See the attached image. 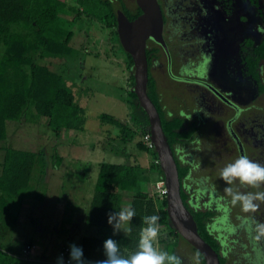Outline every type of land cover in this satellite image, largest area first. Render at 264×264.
Segmentation results:
<instances>
[{"label": "rangeland", "instance_id": "rangeland-1", "mask_svg": "<svg viewBox=\"0 0 264 264\" xmlns=\"http://www.w3.org/2000/svg\"><path fill=\"white\" fill-rule=\"evenodd\" d=\"M123 1L130 10H134L135 0ZM179 1L181 0H169L167 4L169 7L178 6ZM210 1L211 20L219 33L222 54L226 55V59L218 62L217 68L214 67L215 71L218 70L214 78L220 88L228 90L232 102L247 107L253 104L252 98L257 86L246 75L240 60L243 50L249 51V48L244 47L245 42L250 40L255 44L264 36V0H256V3L249 0ZM63 17L72 22V52L66 56L45 55L41 64L60 74L72 88L76 102L85 110L84 131L55 133L46 126L44 118L34 123L9 122L7 139L0 143V148L41 152V161L33 169L29 189L14 202L8 213L0 216V250L13 255H24L25 246L29 245L30 259L45 258L50 262H56L61 248H69L73 243L79 246L83 236L95 234L94 228L85 227L84 219L99 163L139 166L140 179L143 181L140 187L153 193L155 199H159L155 192L156 183L161 182L156 171L150 168L158 160L151 158L145 150L144 137L147 132L137 131L130 141L124 143L118 128L108 124L101 125L99 122V115L107 114L134 129L128 121L131 108L125 102L131 91L130 76L133 74V67L128 69L125 51L120 48L112 32L82 13L77 15L68 12ZM156 64L151 71L165 110L170 113L192 111L194 106L189 102V93L183 86L172 83L162 70L164 56ZM196 68H199L201 78L208 73L205 64L202 66L200 63L192 70ZM261 76L264 84V65ZM237 86L240 89H236ZM257 104L259 108L264 107V94ZM215 145L216 157L221 159L222 151L217 150ZM205 148L202 150V157L200 155L201 161L209 153ZM54 154L60 161L53 157ZM213 165L206 163L200 166V170H203L200 174L212 177L213 180L218 178L219 172L211 173ZM193 179L190 181L191 187L185 189L189 197L198 188L202 187L206 191L196 199L191 198V204L204 205L209 202L212 208L217 209L218 204H225L224 201H227L233 207L229 212L227 206L225 215L213 227L214 234L222 241V250L229 251L226 254L228 264H264V232L261 231V226H264V201H254L257 205L255 211L245 212L239 203L233 205L231 196L225 192L226 187H231L233 191L249 193V189L238 182L232 185L217 183V190H222L216 196L224 198L218 201L215 195L210 197L209 185L202 183L195 186ZM131 199L132 193H123L121 210L130 206ZM218 213L223 214L222 210ZM155 246L158 250L165 251V243L159 246L156 242ZM177 252L183 264H194L196 254L186 242L180 241Z\"/></svg>", "mask_w": 264, "mask_h": 264}, {"label": "trees", "instance_id": "trees-1", "mask_svg": "<svg viewBox=\"0 0 264 264\" xmlns=\"http://www.w3.org/2000/svg\"><path fill=\"white\" fill-rule=\"evenodd\" d=\"M72 1L0 0V143L7 139L9 122L34 123L44 118L46 126L55 133L84 131L85 110L76 102L72 88L60 74L41 64L45 55L66 56L72 52L70 45L73 38L72 22L67 21L63 17L64 14L82 13L100 23L113 33L121 49L116 31L117 10L123 12L129 21H133L141 14L136 5L134 10H130L123 0ZM246 45L251 49L244 56L246 75L256 83L259 93H264V84L260 80L259 73V64L264 62V38L255 46H252L250 41H247ZM124 54L127 58V67L130 69L133 67L132 59L127 53ZM159 56L158 46L147 45V95L158 111L162 130L174 155L181 185V199L192 214L199 236L218 254L220 264H228V258L221 250L222 241L210 229L217 213L213 210L191 208L189 195L183 188L191 166L178 159L176 150L191 143L198 133L199 126L196 121L188 118V114L181 111L170 113L165 110L151 71L153 61L158 60ZM130 79L131 91L128 92L125 102L131 108L128 121L134 129L110 115H99L101 125L108 124L120 130L121 141L124 143L130 141L137 131L149 132L147 115L139 106L137 97L132 91L133 74ZM0 149L1 216L8 213L14 202L29 189L32 172L38 165L41 152L9 147ZM145 150L151 158L158 160L153 148L146 147ZM53 157L60 161L56 154ZM150 168L156 171L159 181H164L159 162L156 165L152 164ZM140 169L135 164L104 162L98 164L97 178L84 219L85 227L94 228L95 234L83 236L79 242L86 260L95 262L104 259L102 246L108 238L117 241L122 256L128 257L134 253L137 250L140 230L145 227L142 222V217L145 215L159 216L158 244L161 246L165 243L164 250L179 257L177 247L180 241L184 240L176 233L167 216L166 197L155 199L141 189L143 181L140 179ZM124 192L132 193L130 206L135 209L136 216L131 221V233L125 234L121 231L113 235V230L107 223V214L121 210ZM190 248L195 254L197 253L191 246ZM28 256L13 255L0 250V264H56L45 258L30 259ZM200 264H204L201 255Z\"/></svg>", "mask_w": 264, "mask_h": 264}, {"label": "flooded vegetation", "instance_id": "flooded-vegetation-1", "mask_svg": "<svg viewBox=\"0 0 264 264\" xmlns=\"http://www.w3.org/2000/svg\"><path fill=\"white\" fill-rule=\"evenodd\" d=\"M157 1L163 15V38L168 49V55L158 44L148 40L147 45L152 44L160 48L159 59L153 61L151 70L153 66H157L156 63H159L161 57L164 56L165 64L162 70L172 83H177L178 86L184 87L185 91L189 93V102L194 106L190 112H184L185 110L181 112L188 114V118L196 121L199 126L198 133L194 136L191 143L184 148L181 147L176 150L178 159L182 163L191 166L189 177L184 182L183 188L184 190L190 188V181L194 178L195 186H199L202 183L209 185V194L213 198L216 194L220 195L222 190H217V183L223 185L224 182L219 178V175L214 180L212 177L201 175L200 172L203 170H200V166L202 167L206 163L210 166L214 164L211 168V173L213 171L220 173L219 170L226 164L235 161L240 155H247L251 160L264 164V107L259 108L257 104V101L259 102L261 95L264 93H259L257 88L253 95L254 98H252L254 100L253 104L241 107L237 102L231 101L228 90L220 88L217 84L214 76L218 70L216 69L215 71L214 67L217 68L218 62L224 61L226 55L222 54L219 33H217L215 23L211 20L212 5L210 0H181L177 4L178 6L173 5L171 7L167 4L169 0ZM261 40L255 44L250 40L248 41L252 43V46H255ZM244 47L249 48L248 52H250L251 49L246 45V42ZM246 54L247 52L244 49L243 57L240 60L243 67H245L244 56ZM219 56H223V58ZM184 60L186 61L184 62ZM200 63L202 66L205 64L208 71L203 78L199 77V68L192 70L193 67H197ZM263 65L264 62L259 64L261 82ZM206 80H209V82ZM254 84L256 85L255 82ZM236 89H240V87L237 86ZM261 114L263 115L262 117L260 116ZM214 144H216L217 150L222 151L221 159L216 157L217 153L214 151ZM204 148L205 150L208 149L209 153H207V157L203 156L206 159L203 160L204 163H201L203 161L199 159L200 155L202 157ZM210 150L212 151L210 152ZM219 160L224 162L221 163ZM244 187L249 189V192L264 190V185L260 188ZM205 191L201 187L192 192L189 197V204L195 210L217 211V216L210 227L211 231L215 233L213 230L214 224L225 215V208L228 206V211L230 212L233 207L227 201H224L225 204H218L217 209L212 208L209 202L204 205L191 204V198L194 197L196 199ZM216 197L218 201L224 200L221 196ZM219 210H222L223 214L219 215ZM222 251L225 252L223 255L227 257L226 254L229 251Z\"/></svg>", "mask_w": 264, "mask_h": 264}, {"label": "water", "instance_id": "water-1", "mask_svg": "<svg viewBox=\"0 0 264 264\" xmlns=\"http://www.w3.org/2000/svg\"><path fill=\"white\" fill-rule=\"evenodd\" d=\"M135 3L141 14L133 21H129L123 12L117 10L116 31L121 47L133 62L134 86L132 91L148 118L150 139L164 176L167 191L166 213L176 233L200 253L204 264H220L218 254L199 236L192 214L183 204L174 155L162 130L158 111L147 95V41L152 40L168 55L163 38L162 11L157 0H135Z\"/></svg>", "mask_w": 264, "mask_h": 264}, {"label": "clouds", "instance_id": "clouds-1", "mask_svg": "<svg viewBox=\"0 0 264 264\" xmlns=\"http://www.w3.org/2000/svg\"><path fill=\"white\" fill-rule=\"evenodd\" d=\"M219 178L226 184L239 183L241 186L260 188L264 185V164L251 160L247 155H240L235 161L226 164L219 173ZM225 192L231 196L233 205L239 203L245 212L255 211L257 205L254 201H264V191L255 193H241L226 187ZM136 211L131 206L119 212H109L107 223L113 230V235L121 231L131 233V221ZM159 216L145 215L142 222L145 225L140 230L137 250L128 257L120 254V247L116 240L108 238L103 242L104 259L95 262L84 258L83 248L76 244L69 245V259L67 264H183L180 257L167 251L158 250L155 246L159 237ZM264 232V226H261ZM259 238V237H257ZM155 242V243H154ZM56 264H65L63 256L57 257ZM194 264H200V253L194 257Z\"/></svg>", "mask_w": 264, "mask_h": 264}, {"label": "built area", "instance_id": "built-area-1", "mask_svg": "<svg viewBox=\"0 0 264 264\" xmlns=\"http://www.w3.org/2000/svg\"><path fill=\"white\" fill-rule=\"evenodd\" d=\"M144 143L146 144V147L147 148H153V144L151 142V139H150V134L148 132L147 135H145L144 137ZM157 163V162H156ZM156 193L157 195H159V199H163L166 197V194H167V191H166V188H165V184H164V181L162 182H157L156 183ZM31 248L29 246H26L25 249H24V255L25 256H28L29 255V252H30ZM63 256L64 258V261H65V264H67V261L69 259V248L68 247H63L62 249H60L58 251V254H57V257L59 256Z\"/></svg>", "mask_w": 264, "mask_h": 264}, {"label": "crops", "instance_id": "crops-1", "mask_svg": "<svg viewBox=\"0 0 264 264\" xmlns=\"http://www.w3.org/2000/svg\"><path fill=\"white\" fill-rule=\"evenodd\" d=\"M142 189H143V188H142ZM143 190H144V189H143ZM145 192H147V191L145 190ZM147 194L153 196V193L147 192Z\"/></svg>", "mask_w": 264, "mask_h": 264}]
</instances>
